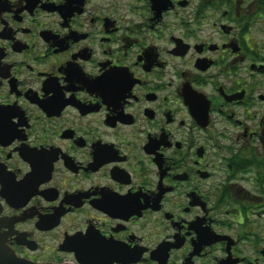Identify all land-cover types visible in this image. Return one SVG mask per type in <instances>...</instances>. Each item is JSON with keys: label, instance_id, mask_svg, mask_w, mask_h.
Wrapping results in <instances>:
<instances>
[{"label": "flooded vegetation", "instance_id": "obj_1", "mask_svg": "<svg viewBox=\"0 0 264 264\" xmlns=\"http://www.w3.org/2000/svg\"><path fill=\"white\" fill-rule=\"evenodd\" d=\"M0 233L37 264H264V0H0Z\"/></svg>", "mask_w": 264, "mask_h": 264}, {"label": "water", "instance_id": "obj_2", "mask_svg": "<svg viewBox=\"0 0 264 264\" xmlns=\"http://www.w3.org/2000/svg\"><path fill=\"white\" fill-rule=\"evenodd\" d=\"M0 264H37L16 255L14 250L7 245L4 236L0 233Z\"/></svg>", "mask_w": 264, "mask_h": 264}]
</instances>
